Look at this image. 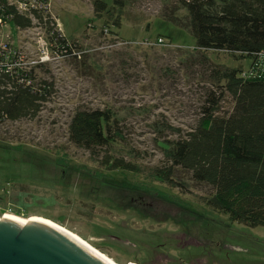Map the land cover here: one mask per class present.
Listing matches in <instances>:
<instances>
[{
    "label": "rangeland",
    "instance_id": "374dc122",
    "mask_svg": "<svg viewBox=\"0 0 264 264\" xmlns=\"http://www.w3.org/2000/svg\"><path fill=\"white\" fill-rule=\"evenodd\" d=\"M104 1L111 14L98 18L92 0H50L60 31L79 47L74 56L46 59L37 46L40 34L7 28L29 63L44 59L37 73L52 84V94L35 119L0 126V218L50 220L118 264H167L162 252L147 251L146 228L155 224L142 220L129 200L186 201L216 221L217 242L226 244L231 263L264 264V227L210 209L202 199L210 188L182 169L175 172L176 186L154 176L166 161L167 141L177 137L170 128L190 129L201 119L212 83L201 55L214 65L245 70L251 61L199 53L187 11L173 0H124V9ZM118 16L120 28L113 25ZM221 107L231 111V100ZM84 109H111L119 124L116 142L98 156L69 139L71 119ZM105 155L131 163L136 172L108 170ZM119 235L126 242L116 240Z\"/></svg>",
    "mask_w": 264,
    "mask_h": 264
},
{
    "label": "trees",
    "instance_id": "16d2710c",
    "mask_svg": "<svg viewBox=\"0 0 264 264\" xmlns=\"http://www.w3.org/2000/svg\"><path fill=\"white\" fill-rule=\"evenodd\" d=\"M92 1L98 18L111 14L104 0ZM173 1L187 11L199 53L224 52L236 60L249 59L251 64L247 70L229 68L214 65L201 55V64L212 81L201 119L190 129L170 128L177 137L167 141L166 161L154 170V176L176 186L175 172L182 169L210 188L202 198L210 209L228 215L233 222L264 227V0ZM40 3L42 7L35 13H20L7 3L3 17L10 18L20 31L38 27L53 56H74L77 43L58 29L46 7L49 0ZM115 6L124 9V0H115ZM113 25L120 28L121 16ZM22 55L23 50L12 43L0 48V126L35 119L52 94V84L38 77L44 64L17 66ZM228 99L232 110L223 113L221 104ZM118 125L111 109L78 110L69 124V139L98 156L116 142ZM103 158L108 170L136 172V167L123 159Z\"/></svg>",
    "mask_w": 264,
    "mask_h": 264
},
{
    "label": "flooded vegetation",
    "instance_id": "af4514ba",
    "mask_svg": "<svg viewBox=\"0 0 264 264\" xmlns=\"http://www.w3.org/2000/svg\"><path fill=\"white\" fill-rule=\"evenodd\" d=\"M164 201L145 196L129 200L128 206L135 213L144 214L140 215L142 220L155 224L145 232L151 243L147 248L150 254L162 252L167 264H236L223 252L226 244L217 242L216 221L195 212L189 202ZM160 202L166 205H155ZM115 238L126 242L120 235Z\"/></svg>",
    "mask_w": 264,
    "mask_h": 264
},
{
    "label": "water",
    "instance_id": "95a60500",
    "mask_svg": "<svg viewBox=\"0 0 264 264\" xmlns=\"http://www.w3.org/2000/svg\"><path fill=\"white\" fill-rule=\"evenodd\" d=\"M0 264H103L42 222L0 221Z\"/></svg>",
    "mask_w": 264,
    "mask_h": 264
},
{
    "label": "built area",
    "instance_id": "2783aa9c",
    "mask_svg": "<svg viewBox=\"0 0 264 264\" xmlns=\"http://www.w3.org/2000/svg\"><path fill=\"white\" fill-rule=\"evenodd\" d=\"M40 1L41 0H6V2L8 3L9 6L16 7V9L20 13H29V12L35 13L36 10L39 11L42 7ZM7 3H5V4H7ZM4 5H2V3H0V48L5 49L7 47V44L12 43L14 46L21 49L20 46H18V45L14 44L13 42L10 41L9 35L7 34V32H8L7 28L12 23H10V18L6 19V17L5 18L3 17ZM46 7H48L51 10L50 0H49L48 6H46ZM54 19H56V18L54 17ZM56 22H57V19H56ZM12 26H13V29L15 30V32H17V31L18 32H37L38 34H40L38 41H37V46L39 48L43 49V51L40 52V54L41 55L43 54L46 59H48L49 56L52 55L51 50H50V44H49L48 40L46 39L45 34L43 32H41V30L38 27H34V28L26 30V31H20L13 24H12ZM57 27H58V22H57ZM58 29L60 30L59 27H58ZM158 43H161V44L164 43V39H162V38L158 39ZM23 52H24V55H22V58H21L20 62L17 64V66H26V65L35 66V65L41 64L42 61H44V59H38V61L26 63L25 59L26 58L29 59V58L27 57L26 52L24 50H23ZM41 55H40V58H41ZM37 62H38V64H36Z\"/></svg>",
    "mask_w": 264,
    "mask_h": 264
},
{
    "label": "bare ground",
    "instance_id": "6f19581e",
    "mask_svg": "<svg viewBox=\"0 0 264 264\" xmlns=\"http://www.w3.org/2000/svg\"><path fill=\"white\" fill-rule=\"evenodd\" d=\"M4 219H8V220H13L16 221L18 223L21 224H26L29 222H42L46 225H49L50 227H52L53 229H55L56 231H58L59 233H61L63 236H65L66 238H68L69 240H71L72 242H74L76 245H78L79 247L83 248L84 250H86L89 254H91L92 256H94L96 259H98L101 263L103 264H118L116 261H113L109 255H107L104 252H101L97 249H95L94 247H92L90 245V243L85 240L83 237H81L79 235V233L77 234L76 232H74L73 230H70L64 226H60L58 224H55L53 222H51L50 220H46L43 218H34V219H30V220H25L24 218H19V217H14V216H5L3 217ZM2 218H0L1 221Z\"/></svg>",
    "mask_w": 264,
    "mask_h": 264
}]
</instances>
